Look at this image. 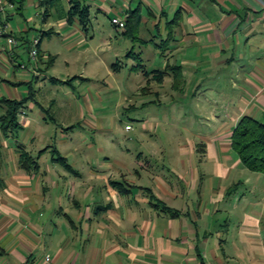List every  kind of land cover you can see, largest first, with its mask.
Here are the masks:
<instances>
[{
	"label": "crops",
	"instance_id": "0c3cea01",
	"mask_svg": "<svg viewBox=\"0 0 264 264\" xmlns=\"http://www.w3.org/2000/svg\"><path fill=\"white\" fill-rule=\"evenodd\" d=\"M19 1L0 15L1 23L22 12ZM55 1H42L41 33L68 38L81 26L74 19L72 28L67 15L58 25L49 22ZM78 1L89 7L91 25L94 15L126 19L137 10L138 42L157 44L167 34L161 41L184 76L179 92H195L197 100V92L205 93L198 119L204 120L201 130L190 128V137L176 142L173 157L154 149L135 167L116 169L96 165L91 155L62 168L53 156L48 163L45 151L38 153V169L28 172L19 163L21 144L13 146L0 131V264H264V176L244 167L231 147L241 117L264 122V0ZM12 59L0 58V86L7 91L25 82L18 73L8 79ZM33 68L41 79L40 66ZM28 93L0 92V98ZM37 108L43 111L33 95L18 122L41 144L46 117L40 122L29 114ZM147 189L179 215L150 204Z\"/></svg>",
	"mask_w": 264,
	"mask_h": 264
},
{
	"label": "rangeland",
	"instance_id": "374dc122",
	"mask_svg": "<svg viewBox=\"0 0 264 264\" xmlns=\"http://www.w3.org/2000/svg\"><path fill=\"white\" fill-rule=\"evenodd\" d=\"M30 1L25 0L21 13L3 21L19 42L8 79L18 73L17 77L25 83L18 85L16 91L0 86V92H29L32 88L43 111L37 108L29 114L40 122L46 117L47 124L39 140L41 144L32 140V132L27 129L9 138L13 146L24 144L21 146L24 151L26 146L37 155L48 148L45 152L48 163L52 162L51 151L56 148L68 158L67 163L91 155L96 165L109 162L107 165L116 169L121 163L135 167L139 156L154 149H160L166 159L173 157L176 142H185L190 137V128L191 133L201 130L200 121L204 119H198L204 115L205 93L197 92V100V95L193 98L195 92H179L182 91L180 76L161 41L167 39V34L157 44L138 42L125 36L122 26L113 25V18L94 15L87 32L80 28L68 38L65 33L43 36L39 13L41 10L45 13L46 6L37 8ZM51 9L49 22L57 24L68 14V0H56ZM74 22L72 28L77 24ZM23 28L26 33L19 32ZM20 34L27 35L29 40L43 36L36 58L44 75L39 80L30 73L32 45L28 40L23 41ZM19 64L27 68L16 71ZM167 66H170L166 69L169 76L158 83L151 72L165 70ZM0 77L5 74L0 72ZM52 78L63 83L52 82ZM127 125L130 131L126 130ZM59 166L63 168L61 163Z\"/></svg>",
	"mask_w": 264,
	"mask_h": 264
},
{
	"label": "trees",
	"instance_id": "16d2710c",
	"mask_svg": "<svg viewBox=\"0 0 264 264\" xmlns=\"http://www.w3.org/2000/svg\"><path fill=\"white\" fill-rule=\"evenodd\" d=\"M23 1L24 0H20L19 4L22 5ZM69 3L71 7L66 16L67 21L69 23H73L74 19H76L78 24L81 26L82 30L87 32L89 26L91 25L89 7L78 0H69ZM19 4L18 7H20ZM41 5H43L42 2ZM141 21H142V16L140 15V13L137 10L131 11L129 16L126 19H124V23L122 25V28L124 29L123 34L137 41ZM0 24L6 25V23L4 24V22L2 23L0 22ZM25 37L22 39H25ZM41 40H42V36H41ZM28 42L31 43L29 39ZM51 61L52 59H50V63ZM169 67L170 66H167L165 70H155L151 72L154 73L153 78L158 83H162L164 77L168 75L166 69ZM173 69L177 70L181 79V85L183 86L184 76L182 74L181 67L174 65ZM55 81H59L63 83L60 80H55ZM33 95H34L33 90L32 88H30L27 97H24L20 100L11 99L7 97L0 98V108L3 110V113L0 115V131L2 132L5 138L9 139L11 136L16 135L21 130V126L18 122L19 111L22 107L25 106V104L32 98ZM231 147L239 157L240 162L244 167H246L251 172L259 173L264 176V122L263 121H260L249 115H245L241 117L237 122V124L235 125V127L233 128L231 135ZM17 150L20 153L19 163L21 165V168L25 169L28 172L31 170L38 169L37 160L39 158V155L33 158L29 153L23 150L21 145L17 146ZM46 150H48V148L42 150L41 152H39V154L45 152ZM51 152L53 154V159L55 161L61 162V164H63V166L66 169H71L68 163L66 162L65 158L59 154L56 148H53ZM111 184L114 185L115 187L118 186V182H111ZM146 191H148L147 195H148L149 203L152 204L154 207L156 208L159 207L162 209V211L172 216L179 215L178 211L172 210L167 206H165L164 204H162V202L158 198H156V196H154L149 189H147Z\"/></svg>",
	"mask_w": 264,
	"mask_h": 264
},
{
	"label": "built area",
	"instance_id": "2783aa9c",
	"mask_svg": "<svg viewBox=\"0 0 264 264\" xmlns=\"http://www.w3.org/2000/svg\"><path fill=\"white\" fill-rule=\"evenodd\" d=\"M35 2V7L41 8V2L43 0H33ZM15 2L16 0H0V14L5 15L8 10L13 9L15 7ZM40 16L43 18L44 11H40ZM124 23V19L120 17H115L112 19V24L113 25H119L122 26ZM0 39H5L6 45L3 47H0V58L2 57H11L13 56V50L18 46L19 42L17 41L16 37L14 34H12V31H9L7 29V25H1L0 24ZM31 45L32 49L30 50V58L33 65L32 66V72H36L34 66H36V58L38 57V50L37 48L39 47L41 43V37L35 36L31 38ZM18 68L21 69H26V65L19 64ZM130 126H126V130H130Z\"/></svg>",
	"mask_w": 264,
	"mask_h": 264
}]
</instances>
